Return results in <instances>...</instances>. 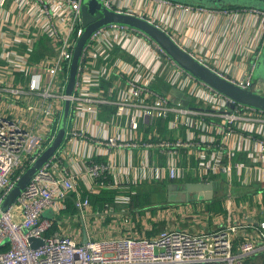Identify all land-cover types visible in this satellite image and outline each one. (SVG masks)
<instances>
[{"label": "built area", "instance_id": "1", "mask_svg": "<svg viewBox=\"0 0 264 264\" xmlns=\"http://www.w3.org/2000/svg\"><path fill=\"white\" fill-rule=\"evenodd\" d=\"M100 1L164 30L232 84L264 93L254 78L264 49V10ZM82 7L83 0H0V211L55 139L65 101L71 103L62 146L1 212L0 264H251L264 252V218L257 208L236 204L232 192L236 178L264 189V111L219 93L146 34L118 23L93 32L67 95L85 30ZM176 11H219L237 19L232 31L250 27L259 36L246 52L230 44L226 53L216 47L229 38L181 28L170 20ZM175 182L225 184L227 219L209 231L202 217L198 228L191 223L199 215L194 202L151 209L132 207L130 196L99 205L91 200L128 183ZM31 238L43 243L34 248Z\"/></svg>", "mask_w": 264, "mask_h": 264}, {"label": "water", "instance_id": "2", "mask_svg": "<svg viewBox=\"0 0 264 264\" xmlns=\"http://www.w3.org/2000/svg\"><path fill=\"white\" fill-rule=\"evenodd\" d=\"M186 5L203 6L209 9H222L226 5L256 8L264 10V0H169ZM83 25L84 33L77 42L72 65L70 69L69 82L66 94L71 96L76 81L78 64L86 42L93 32L102 26L118 23L139 30L157 42L177 64L191 73L198 80L205 82L219 93L231 98L237 103L250 106L264 111V93L242 89L225 78L220 77L210 69L200 64L189 53L185 52L164 30L156 27L144 19L127 14H119L105 8L100 0H83ZM255 80L264 85V49L260 54L254 71ZM71 103L67 99L64 104V112L60 126L53 142L41 154V156L23 173L19 181L6 197L1 206V212L7 211L25 190L30 181L37 175L46 162L62 146L70 117ZM218 185L215 182H194V183H170L167 184V202L169 203H188V202H207L214 198ZM47 213V212H46ZM44 213L43 215H46ZM86 240V237H84ZM31 246L36 248L43 243L36 238L30 239Z\"/></svg>", "mask_w": 264, "mask_h": 264}, {"label": "crops", "instance_id": "3", "mask_svg": "<svg viewBox=\"0 0 264 264\" xmlns=\"http://www.w3.org/2000/svg\"><path fill=\"white\" fill-rule=\"evenodd\" d=\"M174 23L178 21V23L181 24L182 27H187L188 25H191L195 27V33L197 34L200 30H210L215 31L216 33H221L229 40L226 42H222V44L216 48L220 49L221 51H224L226 53H229L230 44L232 49L240 46L243 50V52H246L250 45L254 44V40L258 39L259 33L256 30L250 29V27H239L236 32L232 31L235 22H237V19L231 18V16H227L219 11L215 12H192V13H185L183 11H176L173 14V17L170 19ZM80 171H83V168L81 165L78 166ZM248 181L244 182L241 179H235L233 185V196L235 197L233 201L236 204L240 203H247L252 208H257L259 213V218H264V189L261 188L258 184V182L252 181L249 185ZM158 185H167V184H161V183H142V184H130L128 183V186L124 187L121 190H111V191H104L106 193L114 192V198L116 195H122V196H130L131 198V206H134V202L132 199L137 197L138 194L145 191L147 188H150V191L153 190ZM225 184L218 185V193L223 191L225 189ZM130 187V188H129ZM227 187V186H226ZM129 188V189H128ZM78 189L82 194L86 195V186L82 181H79ZM136 191V194L132 195V192ZM103 192V193H104ZM142 194V193H141ZM229 193L227 190V194L225 196L226 201L223 202L225 206V214H217L215 213L211 208L208 207V204H210V201L207 202H194V206L196 208V212L199 215H195L192 222L197 223V218L202 217V219H206V223L208 224L207 230H213L216 228V226L220 223L221 220L224 219V216L226 215V219L229 216V208H228V202H229ZM96 197L100 201V195H91V200ZM212 201V200H211ZM105 203V202H102ZM101 204V203H100ZM155 205H150L148 207H151V209H155ZM139 207V206H138ZM196 220V221H195ZM166 226V225H164ZM162 225L161 228H164ZM253 226H257L256 223L253 224ZM137 230L140 231V227H137ZM158 231V230H156Z\"/></svg>", "mask_w": 264, "mask_h": 264}, {"label": "trees", "instance_id": "4", "mask_svg": "<svg viewBox=\"0 0 264 264\" xmlns=\"http://www.w3.org/2000/svg\"><path fill=\"white\" fill-rule=\"evenodd\" d=\"M224 8L226 9H236L239 8L238 6H232V5H226L224 6ZM164 185H158V187L163 188ZM218 191V190H217ZM215 192L214 198L212 199V201H210V204H208V207L211 208L215 213L217 214H225L226 210H225V206L223 204V201L219 198H217V194L218 192ZM150 192V188H147L145 191L141 192L140 194L137 195V197H135L134 199H132V201L134 202V206L136 207H144V206H150L151 204H148L147 202L144 201V199L146 198L147 194ZM114 192H102L101 193V199L100 201L94 197L92 202L94 205H99L100 203L103 204L102 202H113L114 200ZM169 203V202H166ZM131 204V203H130ZM57 229V225L54 226V230ZM6 249V248H5ZM260 262V263H258ZM251 264H264V252L260 253L258 255H256V257L254 259H252Z\"/></svg>", "mask_w": 264, "mask_h": 264}, {"label": "rangeland", "instance_id": "5", "mask_svg": "<svg viewBox=\"0 0 264 264\" xmlns=\"http://www.w3.org/2000/svg\"><path fill=\"white\" fill-rule=\"evenodd\" d=\"M166 186L167 185L163 186V188L155 187L153 190H151L147 194L144 201L147 202L148 204H151V205H155V204L162 205V206L167 205L168 203H166L167 202V200H166L167 199L166 198V193H167ZM226 194H227V187L225 186V189L217 194V196H218L217 198H219L223 202H225L226 201V199H225ZM46 214H47V216H50V212H47ZM176 220L182 221V219L180 217L176 218ZM201 221H203V220L201 218H198V221H197L198 223H197V226H195V227L198 228ZM189 225H190V223H189ZM258 263H260V262H258Z\"/></svg>", "mask_w": 264, "mask_h": 264}, {"label": "flooded vegetation", "instance_id": "6", "mask_svg": "<svg viewBox=\"0 0 264 264\" xmlns=\"http://www.w3.org/2000/svg\"><path fill=\"white\" fill-rule=\"evenodd\" d=\"M175 183H178V184H180V183H182V182H175ZM166 198H167V195H166Z\"/></svg>", "mask_w": 264, "mask_h": 264}]
</instances>
